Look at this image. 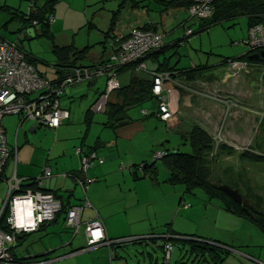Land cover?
<instances>
[{"label": "rangeland", "instance_id": "374dc122", "mask_svg": "<svg viewBox=\"0 0 264 264\" xmlns=\"http://www.w3.org/2000/svg\"><path fill=\"white\" fill-rule=\"evenodd\" d=\"M119 2L120 4H118ZM121 2L122 0H59V3H56L57 6L54 11L56 21L53 23L49 22L52 23L51 30L55 36V43L62 45L67 42H73L74 46L77 47L82 48L83 46H88V56L91 55L92 51H100L102 48V42H99L102 40L103 34L108 31L107 28L116 15L114 9H119V11L121 10ZM6 3L14 7L18 6L20 7V10L24 12L27 10L28 6L27 0H6ZM249 6L250 7L248 9L233 8L232 5H228L227 12L230 13V15H226V17H223L214 23L210 20L202 21L200 26L206 28H201L200 31H198L199 27L195 19L188 18L185 14L186 11L183 12V9L178 10L180 15H184L183 18H180L184 20L185 26L190 28L193 32V34L189 37L185 36L186 34L184 28H181L180 25L176 23H172V17L175 13V11H173L169 19L168 17L165 18L164 24L167 26L169 25V27H166L165 30L169 32L167 34L168 36L164 38V42L167 44L170 41L168 40L169 38H173L174 40L183 39V41L179 42V45L176 48H170L167 50V53L171 55L173 61L180 58V65L189 66L191 65V60H194L195 64L206 61L208 66L213 64L218 67L217 69H219V72L215 78L207 80L204 76H202L198 80L199 82L197 84H193L191 86L192 91H199V94H201L198 96L202 101L201 105H198L199 107L202 106L203 109L209 112L211 109L209 102L214 101L210 98L211 95L215 93H231L236 96L237 94L239 96L241 94L242 99H245L249 106L254 107L257 112H259L258 116H260L261 119L257 122L254 119L251 121L252 118L248 117V115L243 112H229L230 115H228L222 112L223 108L220 109V112L218 113L217 127L215 126L213 130L215 133H211V136L214 134H217V136L215 138L212 136L214 146L209 154V180L213 184L227 185L237 189L243 198L251 203L253 209L263 213L264 165L261 163H253L251 161L242 160L239 158L238 153H218V146L222 143L224 144L223 135L226 124L223 122V118L226 117L228 120L233 117L239 118L245 116L252 126L253 131H255V136L260 137L261 145V148L257 152L249 151V153L252 152V154L255 153L254 155L264 157V79L262 78L264 76L260 75L258 71H254L252 74H244L243 76L235 72L232 74L226 73L223 77H220L224 71L223 65L220 64L222 59L239 57L248 50L246 45L237 44L236 42L241 41L248 35V24L250 18L253 17L252 11H254L253 6ZM136 13H138V15ZM154 16V13H146L145 10L139 9L134 12V9L130 8V4L128 7H125L124 5L115 29L121 30L125 24L127 26H133L139 22H145ZM8 17L9 15L5 12H0V35L9 41H13L17 38L15 30L18 28L19 24L14 21L10 23L8 27L2 28V23ZM184 37L187 38L185 39ZM111 38H114V36ZM23 46L25 50L32 52L38 58V69L46 70L47 72L44 71L45 76L47 78H51L54 75L51 66L54 62V56L52 49L50 48V41L45 37H36L30 40H24ZM163 47L164 44L157 50H160ZM107 59L108 55L104 61H101V63H105ZM83 61L85 63L91 62L89 58ZM42 63H46V65H43ZM122 69L126 68L122 67ZM122 69H120V71ZM120 71L119 74L121 73ZM165 71L169 70L155 72L162 73ZM134 73L140 74L145 73V71H135L133 68H128L127 70H124L120 78L118 76L119 83L123 85L131 76H133ZM176 77L177 75L173 79L175 81H179ZM210 81L212 83H210ZM104 84L105 79L103 86ZM87 85L89 84L81 81L67 87L66 95L63 98L61 97L62 100L60 99V102L62 101V103L69 106L73 121L64 126L63 129L56 131L41 127L34 133L27 134L29 137L28 142H33L45 149L51 147L53 154H61L62 150L66 152L73 151L74 153L76 147H81L78 145L80 140H82L83 132L81 131H84L85 127L83 122L84 113L94 100L96 90V87L95 89L91 87L88 88ZM165 87L170 95L171 93L169 92L167 84H165ZM113 94L114 93H112L111 97H113ZM180 104L179 109L182 110L183 106ZM157 106L158 103L154 100L130 107L122 113L127 116L129 121L127 124L119 127V131L121 132L120 134L126 136L125 139L132 138V140H126V144L123 143L122 145L123 148L131 152L132 158L138 159L135 166L141 164L142 160V163L145 164H149L151 162V155L147 151L150 143H153V148L157 147V150H162L161 147L164 144L166 145V148L172 149L176 148L174 147L176 145H173L172 141L177 139L178 141L176 144L179 143L180 151L184 152L189 149L187 142L180 138L177 131L180 125H184V127L188 130L189 125L186 124V122H189V117L181 113L175 116V120L171 119L167 123H164L156 115L152 114L153 112H156ZM141 108L142 110H146L147 114H143L140 111ZM8 116L16 115L4 116L1 121L2 124L3 120H5ZM92 116L93 123L88 131L90 138L86 139V142L93 141L94 139L91 138V135L97 137L101 131H103V133H107L111 138L115 137L117 133H114L111 128H104L101 125V122L104 121L107 116L105 117V115L101 113H93ZM196 118L198 117H195L197 122H202L204 120L201 117L198 119ZM183 121H185V123ZM174 122L176 123L175 125ZM77 141L78 144L75 145ZM159 142L163 143V145ZM224 145L226 146V144ZM242 151L248 152L246 149L241 150V152ZM11 159L12 156L8 158V163ZM8 163L7 165L10 166V163ZM117 164L115 166L117 170L122 169L121 167L124 166L122 161ZM157 166L160 169L158 176H160L159 180L161 181L166 178L164 175L166 174V170H164V167H162L159 161ZM124 169L126 170V168ZM90 177L94 178L92 176ZM117 177L118 174H116L113 178H108V181L110 182L106 185L107 188L100 192L98 199L104 202V204L110 203L107 207V212L111 215V223L115 224L117 228H120L122 232V237L120 238L146 237L145 234H142L141 232H146L144 230H147V221H149L152 225H156L154 222L156 219L157 223L162 222V231H164L166 229L165 224L170 222L164 221V219H169L171 216L173 219L176 217V211H172L170 214V210L172 209L169 208L170 204L171 202L174 203V201H170V198L172 197L171 193H173V191H177L181 195L182 192H185L184 189L182 190L180 185L174 187L168 186L162 192V188H152V186L149 185L138 188V191H135L132 184L125 185L116 180ZM95 182L96 181L91 183L89 187H91V185ZM6 196V183L5 181H0V210ZM184 200L199 202V212L196 211V208L194 211L195 214L191 217L192 221H190V224H184L181 226L180 228H182V230L188 234L204 236L207 239H217L215 236H220L222 238H229L228 240L230 241L231 232L228 229L229 223L223 219L221 221L219 218H216L215 223L213 222L216 215L215 209L210 207L205 213V216L201 214L204 210L203 201H212V203H215L214 201H220L218 198L210 197L203 190L196 189L194 192L191 191L190 193H186ZM175 202L177 203V201ZM177 207L179 206L176 205V208ZM3 214L4 210L2 212V216ZM127 222L132 223L126 224ZM234 231H236V229ZM246 238L249 240V235H247ZM197 239L200 238L197 237ZM211 239H208L206 242L217 245L213 241L210 242ZM147 241H149V239L127 241L119 244L118 247L114 248V254L117 257L112 261H110L112 251L108 249L107 246H103L97 248L94 253L84 251L74 254V258L68 259L66 262H61L65 264H71L70 261H78L79 264H149L150 260L147 255V252H149L153 255V260H157L156 264H161L163 262L162 256H160L158 251H154L147 243H145ZM178 254L179 251L175 246L172 252V264ZM54 255L57 256L59 254H57V252L55 254H51V256ZM205 256L206 260L209 261L208 256ZM45 257L47 256H39L37 258L28 259L24 262H34L45 259ZM152 264L155 263L153 262Z\"/></svg>", "mask_w": 264, "mask_h": 264}, {"label": "crops", "instance_id": "0c3cea01", "mask_svg": "<svg viewBox=\"0 0 264 264\" xmlns=\"http://www.w3.org/2000/svg\"><path fill=\"white\" fill-rule=\"evenodd\" d=\"M0 2H3L10 7H13V10L17 9L18 12L21 13L24 12L21 11L20 7L18 6L14 7L7 4L6 0H0ZM56 3L58 4L59 0H56L51 10L52 13L50 12L54 16L53 22L56 21L54 15V11L57 6ZM118 4H120V2ZM128 5L129 4H125V7H128ZM148 6H149L148 10L145 12L154 13L155 14L154 17L152 18L146 17L149 18L147 21L139 22L138 24L133 26L131 25L127 26L125 24L123 25V29L117 30L115 29V27L120 18V14H121L120 11L114 26L112 24L109 25V27L107 28L108 29L107 33L105 32L103 34V38L99 42V43L102 42L101 50L96 52L92 51L90 56H88L89 52L87 51L83 57H80L79 59L74 61H72L73 56L71 53H68L66 56L65 55L59 56L54 52V48H53L54 45L60 48L63 46H67L69 44H73V42L72 43L67 42L62 45L56 44L54 41L55 40L54 33L51 30V26L53 22L49 23V30L53 35V40L52 41L49 39L48 40L50 41V48L52 49V53L54 56V62L53 64H51L54 75L51 78H47L44 74L47 71L38 69L37 67L38 58L32 52L29 51L33 56L34 65L38 73H40L42 76H44L47 79H55L60 75H63L60 74V72H58L57 69L55 68V65L59 62L71 63V65H95L101 63V61H104L106 59V56L110 52V43L112 39L111 37L126 36L128 30L131 27H136V26L140 27L143 24L144 25L149 24L151 26V30L154 29L153 31L162 33L165 38L168 36L167 34L169 32L165 30L166 27H169V25L167 26L164 24L165 18L168 17L169 19L172 12L175 11L172 17V21H173L172 23H176L180 25V23L183 21V19L181 18H183L184 15H180L178 10L183 9V12L186 11V9L184 8L164 11L161 9V7L152 4H148ZM131 9H134V12L138 11L139 9L143 10L135 6H133V8ZM136 14L138 15V13ZM19 20L20 19L18 18H14L10 20V16H9L2 23L1 26L2 28H6L10 23L14 21H16L19 24L18 28L15 30L17 38L13 40L17 42L19 46L24 48L23 41L26 39L30 40L36 37H44L42 36V32L38 28H33V33H32L30 32V29L32 27L30 26L23 27ZM200 24L201 23H199V25ZM168 40L170 41L167 44L164 42V47L162 49L154 51L146 56L145 64L148 70L162 71V70L173 69L179 72L191 71L188 74L189 77L188 79L185 78L184 76L182 77L180 76L178 78L179 81L182 80L186 81L190 87L193 84H197L199 82L198 80L202 76H204L207 80H211L218 75L219 72V69H217L218 67H216L213 64L208 66L206 61L195 64L194 60H191V65L189 66L180 65L179 64L180 58L173 61L171 55L167 53L168 52L167 50H169L170 48H176L179 45L176 42L178 41V39L174 40L173 38H169ZM74 47H76L77 49H82L83 47L86 46H83L82 48L77 46ZM87 58H89L91 62L85 63L83 61ZM42 64L46 65V63H42ZM201 67H204L203 71L193 70ZM256 70L260 72V70L258 69ZM123 72L124 71H122L118 75L119 78ZM134 74L148 79L151 78L150 74H148L147 72L140 74L134 73ZM224 74H226L225 69L220 77H223ZM130 78L123 85L119 83L120 84L119 86L127 85ZM262 78L264 79V77ZM83 82L89 84L87 85L88 88L91 87L95 89L96 87V90H95L94 100L91 102L89 108L84 113L83 122L85 127H84V131L83 130L81 131L83 132L82 140H80L78 146L95 151V153L99 157L103 158V162L101 164L94 163L86 173L88 177L92 176L96 178V182L92 184L91 187H89L88 190L86 191V197L89 200L92 208L84 209L81 215V219L82 220L90 219L93 217L94 211L97 212L102 219L103 227L107 238L117 239L122 237L121 236L122 232L120 228H117L115 224L111 223V215L108 214L107 212V207L110 205V203L104 204V202L98 199L100 192L105 190L107 188L106 185L108 184V182H110L108 181V178L110 177L113 178L116 176V174H118L116 180L120 181L125 185L132 184L133 187L135 188V191H138V188H142L144 186H149V185L152 186V188L154 187L162 188V192L168 186L174 187L180 185L182 187V190L184 189V186L181 184L171 185L168 182V178L170 175L169 171L162 164H161L162 167H164V170H166V172L164 171L166 173L164 174L166 178L161 181L159 180L160 176H158V172L160 169L157 166V163L158 161L160 162V160L155 161V165L152 167V171H154V177H151L150 175L147 176L140 175L137 168H135L138 166V165L135 166L136 162H138V159L132 158L131 152L123 148L122 145L123 143L126 144V140L127 141L132 140V138L125 139L126 136L120 134L121 132L119 131L120 130L119 127L124 124H127L129 119L127 118V116L123 114H117L113 118H109L106 114V111L108 109V103L118 102V99L114 95L115 92L112 91L111 93H109L105 101L103 111L101 110L99 111L95 109L94 103L104 90V86H103L104 77L100 76L97 78H93L89 81H83ZM210 83L212 82L210 81ZM167 86L169 87V92L171 93L170 95L172 99V106L175 111V113L169 120L171 119L175 120V116L182 113L185 116L189 117V122H186V124H188L189 127L191 125H198L202 127L208 134L211 135L215 126L217 127L218 113L220 112L222 105H220L217 102L211 101L209 102V106L211 109L208 112L205 109H203L202 106L201 107L198 106L201 105L202 101L193 92L188 91L185 88L179 87L174 83H169L167 84ZM184 91H187L189 93L190 99L188 104L182 107L184 110L183 109L181 110L179 109V104L180 103L182 104V94ZM112 93H114L113 97H111ZM65 95H66V89L61 97L63 98ZM236 97H239L238 98L239 102L235 112H240V113L243 112L247 114L248 117L252 118L251 121H253L254 119L255 121L259 122V120L261 119L260 116H258L259 112H257V110L254 107L249 106L247 101L245 99H242L241 94L240 96L237 94ZM62 98L60 99L62 100ZM60 107L67 111L68 116L58 128L53 129L55 131L63 129L64 126L68 125L71 121H73L69 106L67 104L62 103L61 101ZM140 111L141 112L145 111V113L147 114V111L142 110V108ZM93 113H101L104 114L105 117L107 116L105 120L101 122V125L104 128H111L114 133H117L115 137L111 138L110 136H108L107 133H103V131H101L97 137L91 135V138L94 139L93 141L86 142V139L90 138L88 131L90 129L91 124L93 123V116H92ZM152 114L155 115V112H153ZM195 117L198 118L201 117L204 120L202 122L200 121L197 122L195 120ZM169 120L167 121L161 120V121L167 123ZM183 122L185 123V121ZM175 124L176 123L174 122V125ZM225 124L226 127L224 129L223 141L227 147H230L235 151L233 153L239 154L243 149L257 152L261 148L260 137L255 136V131H253L252 126L250 125L249 121L245 118V116L239 118L237 117L229 118ZM2 126L4 128L7 147L11 150V155L9 157L12 156V159L9 162L10 166L7 165L8 163L7 160L2 171V176L4 178H11L12 176H15L18 178H23L25 181H27L41 174L42 170L45 167L49 168L51 170V176L43 180L42 188L46 192H50L57 200H59L62 206V210L55 215L53 221L46 224H41L37 228V230L33 232L18 233L16 235L15 243L10 248L13 257L19 262H24L31 258H37L39 256L40 257L47 256L45 257V259L31 262V264H65L62 263L61 261L66 262L68 259L74 258V254L81 253L84 251H90L94 253L97 248L103 247V246H97L92 249H86V241L83 232L81 231L76 235L72 236L70 230L67 229L64 225L65 211L67 210V208L73 205L80 204L84 198V194L82 193V191L80 190L74 179L63 176V174L78 173L79 158L75 154V150L74 153L73 151L66 152L62 150L61 154L59 153L53 154L51 147L45 149L37 144H34L33 142H28L29 137L27 134H32L41 127L47 128L40 126L35 121L29 119L20 120V117L18 116H8L7 118H5V120H3ZM177 131L180 138L183 140L182 137L183 135H186L188 130L187 128L184 127V125H180ZM177 141H178L177 139H174L172 141L173 145H176L174 146L176 148H172V149H168L166 148L165 144L163 145V143L160 142L159 143L163 145L161 148L167 150L168 151L167 153H169L173 151H180L179 143L176 144ZM77 144L78 141L75 145ZM153 147L154 144L150 143L147 150L150 153L151 158L153 153L155 151H158L157 147L156 148ZM121 161L123 162L124 166L121 167L122 169H118L119 170L118 171L115 168V166L117 163ZM151 161H153V159H151ZM124 168H126V170ZM186 193L189 192L187 191L182 192L181 195L177 191H173V193H171L172 197L170 198V201H174V203L171 202L170 204L169 208H172L170 210V214L172 213V211H176V217L173 219V217L171 216V218L169 219L168 218L164 219V221H170L169 223L165 224L166 229L164 231H162L163 229L162 228L163 226L161 225L162 222L157 223L156 222L157 219H156L154 220L156 225H152L149 221H147L148 227L147 230H144L146 232H141L142 234L144 233L145 236H153L152 238L149 239L150 241H147L145 243H147L154 251H158L160 253V256H162V260H163V245L166 241H168L172 245V250L169 259L170 264H172V252L175 246L179 251V254L176 255L175 260H173V264H264V231L260 230L259 227L248 216L235 213L232 210L228 209L226 207V202L221 200L214 201L215 203H212V201H203L204 210L201 214L205 216L206 215L205 213L209 210L210 207L215 209L216 215L215 218L213 219V222L215 223L216 218H219L221 221L223 219L229 223L228 225L229 228L228 227L227 228L231 232L230 241L228 240L229 238H222L220 236H215V237L222 241L208 238L211 239V241L209 240L210 242L213 241L214 243L221 246V248L214 249V251H199L198 250L199 248L191 246L187 240H193V241L198 240V241L206 242L208 239L201 235L188 234L184 230H182V228H180L184 224H190V221H192L191 217L192 215L195 214L194 211L196 208H197L196 211L199 212L198 209L199 202L184 200V196ZM175 201H177V203ZM176 205L179 207L176 208ZM183 205H185L186 207H184ZM27 206L28 204H25V207ZM131 223L132 222H127L126 224H131ZM244 228H246L247 230ZM235 229L236 231H234ZM247 235H249V240H247L246 238ZM197 237H199L200 239H197ZM56 252L59 255L51 256V254H55ZM114 253L115 252L113 251V255L115 256ZM147 255L150 260L149 264H152L153 262L155 264L157 263L156 259L153 260V255L151 253L147 252ZM205 255L208 256L209 261L206 260ZM116 257L117 256H115L114 259H116ZM70 262L71 264H79L78 261H70Z\"/></svg>", "mask_w": 264, "mask_h": 264}, {"label": "built area", "instance_id": "2783aa9c", "mask_svg": "<svg viewBox=\"0 0 264 264\" xmlns=\"http://www.w3.org/2000/svg\"><path fill=\"white\" fill-rule=\"evenodd\" d=\"M27 1L25 16L29 17L34 10V0ZM191 1V5L186 9L188 18L195 19L198 23L213 16L214 2L217 0ZM47 20L53 22L54 18L49 15ZM31 24L36 26L37 22L31 21ZM184 26L183 20L180 27L184 28L185 36L189 37L193 32ZM180 41L183 39L178 40L177 43L179 44ZM236 43L246 45L248 48L246 52L251 54L264 51V18L249 26L247 37ZM163 44L164 35L162 33L137 26L131 27L124 38L115 36L111 39L110 52L105 63L90 66L74 65L68 69V73L49 80L36 72L28 60L27 53L17 42L9 41L0 35V181H5L7 185V196L0 210V217H2L3 210L8 209L3 227H0V264H31V262H19L13 257L10 248L15 243L16 235L33 232L41 224L53 221L55 215L62 209L59 200L50 192L22 187L21 185L25 181L23 178L15 176L4 178L2 176L3 168L11 155V150L7 147L5 140L2 118L6 115H16L20 117V120L29 119L40 126L56 129L68 116L67 111L60 107L59 102L65 89L75 83L89 81L100 76L105 79L104 90L96 99L94 107L103 111L109 93L120 87L118 75L123 67L133 68L135 71L144 70L150 74L153 80L151 91L158 103L155 115L160 120L167 121L173 116L174 110L171 95L168 94L165 84L175 83L177 86L193 92L196 96L201 94L199 91H192L188 83L173 79L179 75V71L158 73L147 69L143 59ZM224 69L226 73L237 72L241 76L252 74L258 69L260 75H264L263 65H249L246 60L240 59L225 60ZM210 98L222 105L224 114L230 115L229 112H235L238 107L239 97L233 96L231 93H215ZM142 113L144 114L145 111ZM226 121L227 118L224 117L223 122L226 123ZM212 136L215 138L217 134ZM75 154L79 158L78 173L63 174V176L74 179L84 194V198L80 204L70 206L65 211L64 225L70 230L71 235L74 236L82 231L86 249L97 246H116L127 241L152 238L153 236L108 239L102 219L97 212L94 211V215L90 219H81L83 210L92 208L86 197V191L89 185L96 181V178L88 177L86 173L94 163L101 164L103 158L99 157L95 151L82 147H76ZM166 154L164 149L155 151L152 159L158 161ZM136 168L142 174L144 163ZM50 176L51 170L45 167L41 174L33 178L32 181L36 188H40L43 180ZM25 204L28 206L25 207ZM31 217L34 221H30ZM171 250V243L166 241L163 245V264H169ZM112 260L113 254L110 255V261Z\"/></svg>", "mask_w": 264, "mask_h": 264}, {"label": "trees", "instance_id": "16d2710c", "mask_svg": "<svg viewBox=\"0 0 264 264\" xmlns=\"http://www.w3.org/2000/svg\"><path fill=\"white\" fill-rule=\"evenodd\" d=\"M55 2L56 0H34V10L30 13L29 17L25 16V12L21 13L18 12L17 9L13 10V7H10L3 2H0V12L7 13L10 16V20L14 18L20 19L19 21L23 27L30 26L32 28H38L42 32V36L52 41L53 35L49 30V22L47 19L49 15H52L51 10ZM191 3H192L191 0H122L121 8L123 9L125 4H130V8H133V6H135L147 11L149 8L148 4H152L161 7V9L165 11V10L178 9V8L187 9L191 5ZM228 5H232L233 8H248V9L250 7L249 5L253 6L254 11L251 10L253 12V17L250 18L248 27L251 26L252 24L261 21L264 18V0H217L214 2V14L208 20L214 23L219 19L226 17V15H230V13L227 12ZM120 11L119 9L115 10L116 15L113 18V21L111 22L113 26L117 20ZM31 21H36L37 25L36 26L32 25ZM202 21H206V20H202ZM202 21H200L199 23H201ZM199 23L197 24L199 25ZM140 27L143 29H151V26L149 24H145V25L143 24ZM201 28L204 29L206 27H201L199 25L198 31H200ZM124 37L125 36H123V38ZM53 48H54V52L59 56L60 55L66 56L68 53H71L73 56L72 61L77 60L80 57H83L88 51V46L83 47L82 49H77L76 47L73 46V44H69L67 46H63L60 48L54 45ZM25 52L28 55L29 62L34 66L36 72L38 73L34 65L32 54L27 50H25ZM249 55H251V53L245 52V54H243L242 56L236 58H229V59L246 60L249 63V65L261 64L264 66V57L259 56L257 58L252 59L249 58ZM145 59L146 57L143 60L145 61ZM227 59L228 58L222 59L220 63L221 65H223V68H224V62ZM71 66H73L71 65V63L59 62L55 65V68L57 69L58 72H60V74H66L68 73L69 71L68 69ZM203 68L204 67L196 68L193 70L203 71L204 70ZM127 69L128 68L122 69L120 72ZM172 70L173 69H169V71ZM190 72L191 71L179 72V75H177L176 78H179V76L181 77L184 76L185 78L188 79L189 78L188 74ZM152 84H153L152 77L148 79L133 74L127 85L120 86L118 89L113 91L115 92V96L118 99V102L108 103V109L106 111L107 116L109 118H113L117 114H122L126 109L130 107L141 105L145 102H150L154 100L156 101V98L151 91ZM182 138L187 142L189 146V149L187 151L169 152L160 159L161 164L169 171L170 175L168 178V182L171 185H177V184L183 185L185 191L189 193L196 189H201L205 193H207L210 197H215L221 201H225L226 207L228 209L232 210L235 213L248 216L259 227L260 230L264 231L263 213L258 212L253 208H247L239 203L234 202L224 192L218 189L217 184H213L210 182L209 154L214 146L212 136L208 134L202 127L198 125H191L186 135H183ZM166 152L168 151L166 150ZM233 152H234L233 149L225 146L223 143L218 146V153L231 154ZM254 154L255 153L252 154V152L249 153V151L248 152L242 151L239 153L238 156L242 160L251 161L253 163H261L262 165H264V157ZM154 165H155V161H151L149 164L144 163L143 173L142 174L140 173V175L141 176L150 175L151 177H154V171H152V167ZM23 182L24 183H22L21 185L22 187H31L33 189H40L42 191H45L42 187L36 188L32 179ZM7 210L8 209L6 208L3 216L0 217V227H3V222L7 215ZM187 241L190 243L191 246L199 248L198 249L199 251H214V249L221 248V246H219L218 244L213 245L205 241L203 242L198 240L195 241L187 240ZM107 247L112 251L113 254L114 248L118 247V245L116 246L109 245ZM114 258L115 256L113 255V259Z\"/></svg>", "mask_w": 264, "mask_h": 264}, {"label": "water", "instance_id": "95a60500", "mask_svg": "<svg viewBox=\"0 0 264 264\" xmlns=\"http://www.w3.org/2000/svg\"><path fill=\"white\" fill-rule=\"evenodd\" d=\"M30 32L33 33V28L30 29ZM259 56L264 57V52L261 51L260 53L251 54V55H249V58L253 59V58H257ZM189 99H190L189 93L187 91H184L182 94V106L187 105L189 102ZM217 187L219 190L224 192L228 197H230L234 202L239 203V204L243 205L244 207H250L251 208V204L243 198V196L241 195V193L237 189L230 187V186H227V185H218ZM263 216H264V212H263Z\"/></svg>", "mask_w": 264, "mask_h": 264}, {"label": "clouds", "instance_id": "9594fccd", "mask_svg": "<svg viewBox=\"0 0 264 264\" xmlns=\"http://www.w3.org/2000/svg\"><path fill=\"white\" fill-rule=\"evenodd\" d=\"M30 221H34V220L32 219V217L30 218Z\"/></svg>", "mask_w": 264, "mask_h": 264}, {"label": "flooded vegetation", "instance_id": "af4514ba", "mask_svg": "<svg viewBox=\"0 0 264 264\" xmlns=\"http://www.w3.org/2000/svg\"><path fill=\"white\" fill-rule=\"evenodd\" d=\"M247 208H250V207H247ZM252 208V207H251Z\"/></svg>", "mask_w": 264, "mask_h": 264}]
</instances>
